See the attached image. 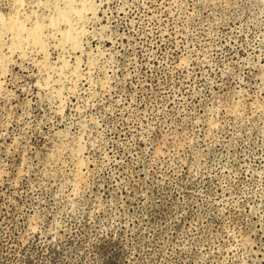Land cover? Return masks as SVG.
I'll use <instances>...</instances> for the list:
<instances>
[{"label":"rangeland","instance_id":"obj_1","mask_svg":"<svg viewBox=\"0 0 264 264\" xmlns=\"http://www.w3.org/2000/svg\"><path fill=\"white\" fill-rule=\"evenodd\" d=\"M74 7L0 0V264H264V0Z\"/></svg>","mask_w":264,"mask_h":264},{"label":"bare ground","instance_id":"obj_2","mask_svg":"<svg viewBox=\"0 0 264 264\" xmlns=\"http://www.w3.org/2000/svg\"><path fill=\"white\" fill-rule=\"evenodd\" d=\"M66 1L69 4V8L67 9V11H64V10L58 11L56 13V16L52 19V24L55 27V26H58L62 21L70 23L71 26L70 25L69 26L71 28L67 30L65 33H63V41L69 42L72 46H74L75 48H78L82 31L79 29L77 30V28L75 29L73 25V20L71 19V14L73 13L80 14L82 12H80V10L78 11L76 7H74L75 0H66ZM86 8L87 6L84 4L83 9H86ZM0 23L1 24L3 23L2 18H0ZM43 27L44 26L42 24L36 23V25L28 29L25 27V25L17 22L16 20H12L10 23L9 29L14 34L13 36L14 40L16 39L18 42H20L23 38V35L26 34L27 38L31 41V43L34 46L39 47L44 50L45 41H44V35H43ZM20 43L19 44L14 43L13 45L14 49L17 50L19 48Z\"/></svg>","mask_w":264,"mask_h":264}]
</instances>
